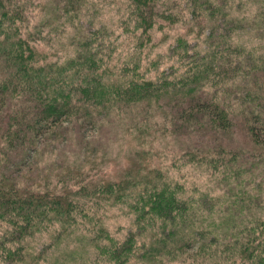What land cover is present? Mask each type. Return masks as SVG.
<instances>
[{
	"label": "rangeland",
	"instance_id": "1",
	"mask_svg": "<svg viewBox=\"0 0 264 264\" xmlns=\"http://www.w3.org/2000/svg\"><path fill=\"white\" fill-rule=\"evenodd\" d=\"M212 1L214 6L206 11L208 6L192 7L190 0H168L165 13L176 17L155 21L149 33L142 34L146 38L142 44L137 40L135 48L145 46L143 57L134 60L131 0H0V28L15 39L12 55L30 48L35 51L31 60L62 62L76 56L80 45L91 43L99 48L102 67L112 78H125L137 67L156 81L162 76L192 79L188 68L196 63L191 59L197 57L196 49L211 54L213 62L206 53L194 67L201 72L193 83L196 89L190 91L193 95L174 94L172 87L130 113L123 106L96 111L94 118L84 112L46 118L34 94L9 82L8 91L0 93V190L21 198L33 191L61 193L67 187L82 192L81 185L97 187V182L116 178L113 174L121 168L157 167L173 184L185 186L180 192L189 203L190 219L177 234L183 248L161 254L165 250L153 244L142 250L138 245L144 240L138 236L126 264H257L240 252V244L255 229L264 253V131L257 129L264 128V52L252 44L264 45V0ZM60 2H65L63 8H57ZM196 14L201 26L195 36ZM255 30L259 34L252 37ZM180 38L185 42L180 44ZM233 42L244 47L242 53L227 46ZM185 45L182 61L172 66L174 53ZM11 68L0 58V74L15 78ZM197 98L219 100L223 111L200 108ZM211 112L223 120L209 119ZM84 203L82 210L94 206L102 218L99 223L118 239L124 240L131 229L140 232L134 226L136 212L128 204L112 206L99 194L87 195ZM20 205L6 214L7 220L23 216ZM170 226L166 222L165 231ZM5 227L1 222L0 233ZM52 230L28 235L25 247L11 245L35 253L15 264H40L48 258L64 263L75 260L77 252L83 254L81 264L103 262L88 250L91 238L58 239L56 243L63 241L58 250V244L50 243ZM198 248L205 258L194 256Z\"/></svg>",
	"mask_w": 264,
	"mask_h": 264
},
{
	"label": "trees",
	"instance_id": "2",
	"mask_svg": "<svg viewBox=\"0 0 264 264\" xmlns=\"http://www.w3.org/2000/svg\"><path fill=\"white\" fill-rule=\"evenodd\" d=\"M167 1L131 0L135 7L133 18H131L134 22L132 25L136 37L131 53L134 60L142 56V54L140 56V51L145 47L138 45L140 47L139 51L135 48L137 40L140 44L144 42L146 37L142 34H148L149 30L155 26V21L158 23L164 20L171 21L176 17L165 13ZM64 5L65 2H60L57 8H63ZM194 5L198 7L206 5L208 6L205 9L207 11L214 6V3L212 0H194V2L190 0V6L193 7ZM257 15L258 12H255L254 18H257ZM201 20L203 21V19ZM7 21L3 18L2 25L7 26ZM200 26V18L196 14L195 36L199 33ZM135 28L139 30L138 33H136ZM257 34L259 32L256 31L252 37ZM14 41L15 39L10 40L9 36L6 37L0 28V45L4 47L0 48V51L3 50L0 52V58L11 64L13 67L11 68V74L15 76V78L10 77V74H8L9 77H4L6 74H0V93L8 91L9 82L11 81L22 84L25 93L31 94V97L34 94V99L39 101L43 111V113L40 111V114L46 116V118L54 116L53 113L62 114L64 112L68 114H82L84 112L87 113L88 117L94 118L96 111L113 110L114 108L121 110L123 106L125 112L130 113L131 109L135 107L137 109V106H147L154 97H162L168 94L172 87L174 94L188 92L189 95H193L190 91L196 89V85L193 83L201 72L197 68V71L194 70V67L200 65L202 56L207 53L201 55V52L196 49L197 57L191 58L196 60V63L195 65L191 64L188 68L189 73H192V79H187L185 76L175 77L174 79L162 76L160 80L156 81L153 78L146 77L147 71H142L137 67L127 77L115 79L110 76L106 67H102L99 48L91 43H88L87 47L84 44L77 47L78 50L74 57L73 55L69 56L62 62L44 63L39 62V60H31L35 51L30 48L25 49L23 54H20L21 51L12 55L11 49H13L12 44ZM178 41L180 44L185 42L182 38ZM252 44L263 48L261 52H264L263 44L256 42H252ZM227 46L239 53H242V49H244L241 44L236 42ZM186 48V45L183 49L177 48L178 51L174 53L177 60L172 61V66L182 61V51ZM207 54L209 63L212 65V55ZM217 61L220 60L217 59ZM184 89L187 91H184ZM39 93L40 95H38ZM196 100H198L200 108L209 107L212 110L218 108L219 114L223 111L222 102L219 100L210 101L208 98L200 100L197 98ZM216 113L218 112H211L212 115L208 118L213 120V117H218L217 119L223 120V117L221 118ZM231 125L230 121L227 126L230 127ZM257 129L264 131V128L257 127ZM262 139L264 140V134H262ZM153 171H157V175L152 176L151 172ZM162 174V171L157 167L150 169H147V167L141 168L140 166L136 168L124 167L119 169L118 173L113 174L116 178L97 182L95 183L97 187L91 186L92 192H86L90 189V185H81L82 192L87 193L85 198L87 195L99 194L106 196L112 206L118 203L128 204L131 210L136 212L137 224L134 226L140 232L137 233L131 229L124 240L111 235L106 225L99 223L102 218L98 216L97 209L94 206L89 211L82 210L85 205V198H82L84 194L79 189L75 192L72 191V188L67 187L61 193L54 192L46 195L41 192L33 191L31 193L29 191L30 193L27 194L26 198H21L20 195L8 196L0 190V221L6 225L0 233V264H15L18 260L28 261L27 257L24 259L26 254L29 257L35 256V253H32L29 249L24 251L19 246L13 248L11 245L18 242L25 247V238L28 235L32 237L37 232L48 231L50 227H53L50 232L52 235L50 243L58 244V250L60 244L65 240L75 239L79 236L91 238V242H89L91 249L88 250L93 252V257L103 259L102 263L96 261L95 264H126L127 261H131L130 256L134 253L132 247L138 240V236L140 240H144L141 246L138 245L142 250H147L149 246L154 244L156 248L165 250H161V254H165L166 250L179 249L180 251L183 246L179 244L177 234L190 219L189 203L182 199L180 192L185 190V186L178 181L173 184L170 179L165 178ZM19 203L21 204L19 208H23V212H25L23 216L15 215L12 220H7L6 214L15 212ZM23 204L28 205L24 208ZM166 222L171 223V229L167 231H165ZM157 224H161L165 228ZM256 231L255 229L251 231L246 241L240 244V252L248 255L250 263L264 264V253L261 254L262 251L259 250L262 241L258 240L260 235H257ZM40 238L41 241L45 240V238ZM58 239L63 241L56 243ZM163 242L166 244L167 249ZM26 243H29V241ZM75 249H78V247ZM75 249H71V251ZM43 253L47 254V252ZM194 256L201 258L203 252L198 248ZM81 257H83V254L77 252L75 260L70 259L64 263L58 261L57 264H81L79 262L82 259ZM144 257H147V255ZM40 264L55 263L53 259L48 258ZM92 264H94V261Z\"/></svg>",
	"mask_w": 264,
	"mask_h": 264
}]
</instances>
